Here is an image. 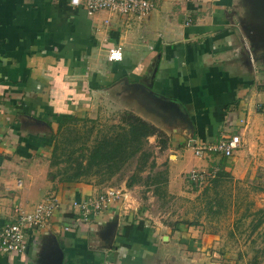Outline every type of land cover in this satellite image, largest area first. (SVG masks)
<instances>
[{
    "label": "crops",
    "instance_id": "crops-1",
    "mask_svg": "<svg viewBox=\"0 0 264 264\" xmlns=\"http://www.w3.org/2000/svg\"><path fill=\"white\" fill-rule=\"evenodd\" d=\"M153 1L149 16L138 20L87 15L69 0H0V225L47 198L58 203L43 226L27 231L25 253L0 254V264L186 261L184 229L163 233L155 226L140 184L129 188L124 179L125 203L70 222V203L106 186L53 178L52 134L62 116L116 121L130 111L159 128L167 159L155 163L166 161L168 191L181 187L191 168L217 166L243 179L264 164V67L245 54L240 0ZM114 46L120 61L107 60ZM226 126L241 134L232 156L193 155L188 142L216 141Z\"/></svg>",
    "mask_w": 264,
    "mask_h": 264
},
{
    "label": "rangeland",
    "instance_id": "rangeland-1",
    "mask_svg": "<svg viewBox=\"0 0 264 264\" xmlns=\"http://www.w3.org/2000/svg\"><path fill=\"white\" fill-rule=\"evenodd\" d=\"M239 7L237 19L245 33V54L250 62L261 58L264 63V0H240ZM82 119L66 121L60 131L52 134L59 145V154L74 149V156L78 155L83 147L91 146L98 130L117 121L97 117L91 123L93 119ZM144 147L152 151L154 160L161 156L167 159L165 149H159L154 136L145 141ZM58 158L57 164L51 166L54 173L60 175L67 167L72 170L74 162L68 164L64 155ZM161 161L151 170V175L164 170L166 161ZM261 162L264 159H259ZM258 165L252 177L235 179L228 173L218 184L211 182L204 189L186 180L171 191L163 187L154 192L149 183L140 184L138 195L143 205L149 207V216L159 223L155 226H161L163 233L177 230L178 226L184 229L187 238L182 250L186 261L181 264H264V164ZM134 167L132 160L106 181L107 186L102 190L120 189L119 183L126 181ZM148 174L146 168L141 175L144 179ZM147 190L153 192L149 191L148 203ZM191 236L198 246L189 242ZM188 247L195 250L188 251Z\"/></svg>",
    "mask_w": 264,
    "mask_h": 264
},
{
    "label": "built area",
    "instance_id": "built-area-1",
    "mask_svg": "<svg viewBox=\"0 0 264 264\" xmlns=\"http://www.w3.org/2000/svg\"><path fill=\"white\" fill-rule=\"evenodd\" d=\"M72 7H81L87 15L97 11H107L121 16H132L138 20L146 19L154 8L153 0H69ZM187 20L185 24H188ZM123 58L119 46L107 49V60L120 61ZM242 123V121H240ZM228 128V129H226ZM241 134L238 128L228 126L222 130L216 141L204 143L188 142L187 146L192 149L193 155L204 159L209 155L230 157L234 151L241 147ZM219 167L210 169L191 168L186 173L187 181L202 188L209 184L216 177ZM129 192L123 189L106 188L96 192L92 196L80 200H73L70 203L69 220L71 223L87 222L92 216L97 215L109 204L125 203ZM55 198V197H54ZM47 198L39 202L32 212L17 210L13 221L0 225V254L21 255L27 248L25 240L27 231L43 226L58 208L57 199ZM64 229H68L66 226ZM29 230V231H30Z\"/></svg>",
    "mask_w": 264,
    "mask_h": 264
},
{
    "label": "trees",
    "instance_id": "trees-1",
    "mask_svg": "<svg viewBox=\"0 0 264 264\" xmlns=\"http://www.w3.org/2000/svg\"><path fill=\"white\" fill-rule=\"evenodd\" d=\"M119 115L116 122L107 125L105 129L98 130L91 146L83 147L76 156H74L76 154L74 149L68 153L62 151L59 154V145L56 139L52 137L54 144L50 165H56L60 155L66 157L65 160L68 164L74 162L72 170L67 167L59 172L60 175L52 173L53 178L56 177L61 182H93L101 188L124 166L135 160L134 170L125 181L126 187L130 188L136 184L149 183V186L154 187V192L166 187L165 171L151 175L150 172L156 166V163L152 151L144 147L145 141L154 136L159 149H166L167 137L165 133L130 111H123ZM70 120L82 121L83 119L75 116H62L58 121L57 132L62 129L66 121ZM90 122L94 123L95 120H90ZM146 168L149 169V174L143 179L141 174ZM226 175L228 173L219 167L216 177L209 184L211 182L218 184ZM189 183L197 188L194 183ZM207 185L202 189L206 188ZM101 191L100 189L96 192ZM188 224L192 225L193 223Z\"/></svg>",
    "mask_w": 264,
    "mask_h": 264
}]
</instances>
